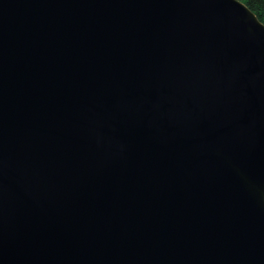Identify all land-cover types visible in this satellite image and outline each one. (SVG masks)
Wrapping results in <instances>:
<instances>
[{"label":"water","instance_id":"water-1","mask_svg":"<svg viewBox=\"0 0 264 264\" xmlns=\"http://www.w3.org/2000/svg\"><path fill=\"white\" fill-rule=\"evenodd\" d=\"M0 264H264L248 5L0 0Z\"/></svg>","mask_w":264,"mask_h":264},{"label":"trees","instance_id":"trees-1","mask_svg":"<svg viewBox=\"0 0 264 264\" xmlns=\"http://www.w3.org/2000/svg\"><path fill=\"white\" fill-rule=\"evenodd\" d=\"M258 16L264 23V0H241Z\"/></svg>","mask_w":264,"mask_h":264}]
</instances>
